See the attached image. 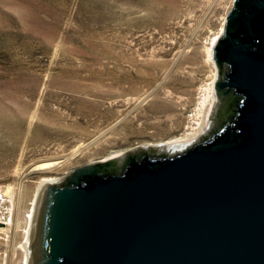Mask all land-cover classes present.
Masks as SVG:
<instances>
[{"label": "rangeland", "instance_id": "rangeland-1", "mask_svg": "<svg viewBox=\"0 0 264 264\" xmlns=\"http://www.w3.org/2000/svg\"><path fill=\"white\" fill-rule=\"evenodd\" d=\"M233 2L0 0V264L29 262L43 177L203 130Z\"/></svg>", "mask_w": 264, "mask_h": 264}, {"label": "water", "instance_id": "water-1", "mask_svg": "<svg viewBox=\"0 0 264 264\" xmlns=\"http://www.w3.org/2000/svg\"><path fill=\"white\" fill-rule=\"evenodd\" d=\"M240 7L233 24L247 41L227 38L222 49L217 40L212 49L203 130L127 151L116 174L98 178L89 163L48 186L32 225L31 264H264V0ZM254 39L260 46L250 49ZM222 51L231 70L217 83ZM216 83L242 96L227 105L235 117L215 114ZM228 122L237 131L219 135Z\"/></svg>", "mask_w": 264, "mask_h": 264}, {"label": "flooded vegetation", "instance_id": "flooded-vegetation-1", "mask_svg": "<svg viewBox=\"0 0 264 264\" xmlns=\"http://www.w3.org/2000/svg\"><path fill=\"white\" fill-rule=\"evenodd\" d=\"M243 1L244 0H234L233 5H232V7H231V9L227 15V19L225 22V27H224L223 33L216 43L217 48L224 49L225 47H227V44H228V40H226L227 38H230L237 43H239V42L245 43L247 41L245 39L246 33L240 29H237L233 24V18H234V16L239 15L240 9H241L240 3ZM252 43H253V46L250 47V49H256L260 46L258 39L252 40ZM224 54H225V51H222L220 53L221 59L217 61L218 67H219V73H220L219 74L220 77H218L217 83L225 81L227 79L228 73L231 70V66L223 60ZM217 83H216V89H215V107H214L215 114L219 115L220 117L222 115H226L229 118L235 117L234 115H232L231 110L228 109L227 105L232 101L234 103L237 102V104H239V102H241L242 96L240 94L236 93L233 88H229V87L221 88L220 86H218ZM232 107H231V109H232ZM228 110H230V111H228ZM146 156L150 157V158H155V157H152V155H146ZM119 159L111 158V159L103 160V162H106L103 166L100 162L96 163L94 170L98 171V173H96L95 175H97L98 178H104L110 174H116L114 166L117 165V163H120L123 158H119ZM131 164H132V160H128L127 162H125L124 163L125 169H122V171L123 172L129 171ZM123 172H121L119 174H122ZM81 183H85V182L82 181ZM44 255H46V254H44ZM49 259H50V257H49ZM39 260H42V259L38 258L35 260V258H34L35 264ZM47 260H48L47 258H44L42 261L47 262Z\"/></svg>", "mask_w": 264, "mask_h": 264}, {"label": "bare ground", "instance_id": "bare-ground-1", "mask_svg": "<svg viewBox=\"0 0 264 264\" xmlns=\"http://www.w3.org/2000/svg\"><path fill=\"white\" fill-rule=\"evenodd\" d=\"M209 53H211V51H209ZM189 139H191V138H184V139L183 138H179V139H175V140H171V141L168 140V141H165V142H160V143L151 144V145L159 146V145H165V144H179V143H183V142H185V141H187ZM61 161H62L61 159H56V160H53L51 162L40 163V164L34 166L33 170L47 171L51 166H53V165H55V164H57V163H59ZM59 180H61V179H59L57 177H43V179H41V181H40L39 187L37 188V193L40 192L39 196H38V199H40L41 194L43 193V191L48 186L58 182ZM38 199H37V201L35 203V210L33 211V215L31 216V221H34L35 212H36L38 201H39ZM31 234H32V225H31L30 229L27 231L28 238H27V240H26V242L24 244V248H25L24 251L26 253V259H28V261H29L28 264H31V252H30V250H31L30 243H31V236H32Z\"/></svg>", "mask_w": 264, "mask_h": 264}, {"label": "trees", "instance_id": "trees-1", "mask_svg": "<svg viewBox=\"0 0 264 264\" xmlns=\"http://www.w3.org/2000/svg\"><path fill=\"white\" fill-rule=\"evenodd\" d=\"M228 130H234L235 132L237 131L236 128H235V124L233 122L226 123L225 126L223 127V129L221 130V132L219 133V135L224 134Z\"/></svg>", "mask_w": 264, "mask_h": 264}]
</instances>
